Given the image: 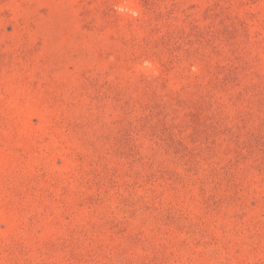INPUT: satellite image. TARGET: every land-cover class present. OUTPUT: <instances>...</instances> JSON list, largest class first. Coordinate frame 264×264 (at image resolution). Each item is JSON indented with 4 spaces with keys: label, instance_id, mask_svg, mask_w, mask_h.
Wrapping results in <instances>:
<instances>
[{
    "label": "rangeland",
    "instance_id": "rangeland-1",
    "mask_svg": "<svg viewBox=\"0 0 264 264\" xmlns=\"http://www.w3.org/2000/svg\"><path fill=\"white\" fill-rule=\"evenodd\" d=\"M0 264H264V0H0Z\"/></svg>",
    "mask_w": 264,
    "mask_h": 264
}]
</instances>
